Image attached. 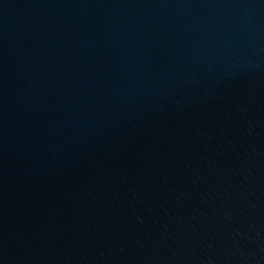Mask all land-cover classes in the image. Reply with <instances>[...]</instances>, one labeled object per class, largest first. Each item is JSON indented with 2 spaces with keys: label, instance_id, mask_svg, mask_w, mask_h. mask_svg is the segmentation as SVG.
Wrapping results in <instances>:
<instances>
[{
  "label": "water",
  "instance_id": "1",
  "mask_svg": "<svg viewBox=\"0 0 264 264\" xmlns=\"http://www.w3.org/2000/svg\"><path fill=\"white\" fill-rule=\"evenodd\" d=\"M0 264H264V0H0Z\"/></svg>",
  "mask_w": 264,
  "mask_h": 264
}]
</instances>
